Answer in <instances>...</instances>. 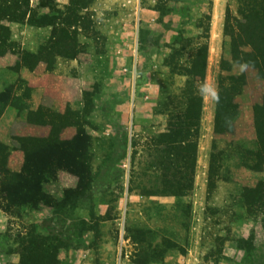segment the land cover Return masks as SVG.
Here are the masks:
<instances>
[{
    "label": "rangeland",
    "instance_id": "374dc122",
    "mask_svg": "<svg viewBox=\"0 0 264 264\" xmlns=\"http://www.w3.org/2000/svg\"><path fill=\"white\" fill-rule=\"evenodd\" d=\"M38 1L29 0V6L37 8ZM73 1L50 0L49 7L37 8L45 16L42 28L2 22L9 27L13 54L0 57V90L13 85L21 93L17 79L29 88L27 111L17 116L10 106L0 116V141L11 148L7 168L16 172L22 161L11 137L47 136L49 125L25 118L41 108L59 116L51 127L60 140H69L76 126L89 137V173L78 179L57 169L43 186L49 203L20 207L16 216L0 211V264L20 263L19 241L29 231L46 238L50 264H264V166L245 168L243 159L233 157L255 140L251 104L263 99L256 69H229L244 78L235 98L237 111L244 113L239 111L231 134L212 133V115L201 112L192 189L179 197L147 194L156 183L145 139L176 126L166 114L172 109L170 94L178 93L184 80L170 78L164 58L178 34H196V19L210 1L203 83L217 88V77L225 75L220 60L229 59L224 8L228 4L233 12L235 0ZM61 29L74 47L72 58L63 55L71 52L60 44L54 45L60 56L53 58L52 43ZM40 45L45 53L36 90L22 77L18 61ZM209 154L225 178L212 175L207 192ZM224 156L230 158L229 170L219 166ZM32 261L27 256L23 264Z\"/></svg>",
    "mask_w": 264,
    "mask_h": 264
},
{
    "label": "trees",
    "instance_id": "16d2710c",
    "mask_svg": "<svg viewBox=\"0 0 264 264\" xmlns=\"http://www.w3.org/2000/svg\"><path fill=\"white\" fill-rule=\"evenodd\" d=\"M168 1L175 3L180 0ZM72 2L75 4V1L69 0V3L72 4ZM77 2L85 4L86 1L78 0ZM50 3V0H39L37 8L49 7ZM210 4V1H206L207 12H202L196 19L194 24L197 27L196 34L190 37L178 34L172 50L164 58V66L168 69L170 78L181 76L184 80L182 86L178 87V93L170 94L169 102L172 104V109L166 114L167 119L176 123V126L173 129L151 134L145 139L149 157L147 162L150 164L149 169L152 170L155 177L154 183L157 185L153 184V189L147 193L148 195L179 197L192 189L198 139L197 123L202 108V97L198 95L197 89L203 83L205 74ZM155 5L154 8L157 10L159 6ZM37 8H31L29 0H0V57L7 53L13 54L9 24L36 28L47 26L43 21L45 16L38 14ZM72 15L77 16L74 9H72ZM59 33L60 36L58 38L56 36L52 43L54 57L51 56L53 58L60 56L54 52L58 49L54 45L60 44L63 46L62 49L67 48L71 52L69 54L62 52L63 55L66 58H72L74 47L70 44L69 35L63 29ZM222 35L228 39L229 59L221 58L220 60L219 68L225 72V75L217 77L219 102L214 104L212 132L218 135L232 133L233 122L238 115L234 98L240 94L244 78L241 74L229 73V69L232 66L247 63L249 67L257 70V77L263 81V99L262 102L251 107L252 126L255 133L251 148L241 149V152L237 154L238 157H233L237 160L239 158L240 162L243 159L245 168L249 166L259 170L264 166V67H262L264 62L260 60L264 56V0H235L233 12L229 10L227 4L224 8ZM44 51L45 48L40 45L35 52L28 53L24 58L19 59L20 68L32 70L38 63L44 62ZM8 69L9 67L6 68ZM17 80L20 86L16 87L21 89V93H15L17 88L13 85H6L0 90V116L10 106L17 116L27 109L24 102L29 96V88L23 80ZM85 95L81 93L83 102ZM25 118L31 124L50 127L44 138L11 137V140L17 144L16 148H13L22 153L21 165L16 172L10 171L6 166L7 157L11 151L10 146L0 141V211L15 216L20 207L34 209L40 203L50 202L51 198L43 191V186L54 177L57 169L72 173L78 179L89 173V137L80 127L76 126L75 134L69 140H60L51 127L59 120L57 114L47 115L45 110L37 108L35 111L26 112ZM214 148L212 143L210 151L213 156ZM221 153V150L217 151L216 156H220ZM133 155L130 160L131 166L134 164ZM212 155L209 154L206 171L207 192L211 187L209 178L212 175L215 174L214 177L217 180L223 181L225 178L217 172L220 171L219 167L211 163ZM248 160L249 164L246 163ZM229 161L230 158L225 157L224 163L219 164L222 170H229ZM212 165L215 167L213 171ZM38 236L40 235L29 231L26 237L19 241L21 247L19 264H23L27 256L33 259L28 264H50L51 256L46 254H49L47 251L51 247L45 244L46 238ZM165 243L168 244V242ZM162 247L166 248L165 245ZM169 248L172 249L175 246L170 245ZM38 255L40 257H37Z\"/></svg>",
    "mask_w": 264,
    "mask_h": 264
},
{
    "label": "crops",
    "instance_id": "0c3cea01",
    "mask_svg": "<svg viewBox=\"0 0 264 264\" xmlns=\"http://www.w3.org/2000/svg\"><path fill=\"white\" fill-rule=\"evenodd\" d=\"M65 1L66 0H61L62 3H64ZM32 53H33V51H32ZM40 66H41V63H38L32 70H29L27 68H21L22 77L25 78L27 81H29V84H30L29 86H31L34 89L36 88V90H39L38 88H40L39 81H41V80L38 79V78H36V75H35V74L38 73V68H40ZM8 67L9 66H7L6 68H8ZM257 94L259 95V97H261V95H262V93H257ZM235 98H234V102H235V104H237V110H238V103L236 102ZM214 104L215 103L210 102L209 100H205V99L202 98V108H201V112H204L205 111L206 113H209V115L211 114L212 115L211 118H213L214 107H215ZM254 104H256V103L253 102L251 105H254ZM239 111H240L241 114L244 113L243 112L244 110L242 108H240ZM239 111H238L237 117L239 116ZM251 124H252V118H251ZM211 128H212V126H211ZM10 158H12L11 155H10ZM205 182H206V178H205Z\"/></svg>",
    "mask_w": 264,
    "mask_h": 264
},
{
    "label": "clouds",
    "instance_id": "9594fccd",
    "mask_svg": "<svg viewBox=\"0 0 264 264\" xmlns=\"http://www.w3.org/2000/svg\"><path fill=\"white\" fill-rule=\"evenodd\" d=\"M239 63V62H237ZM241 70H244L245 68L248 67L247 63L244 64H239ZM198 95H200L203 99L209 100L210 102L213 103H218L219 102V90L218 88L213 87L212 85L208 83H202L199 85L197 89Z\"/></svg>",
    "mask_w": 264,
    "mask_h": 264
}]
</instances>
